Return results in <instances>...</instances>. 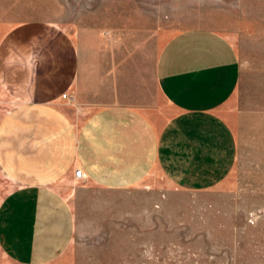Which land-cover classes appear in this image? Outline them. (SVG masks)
<instances>
[{
    "label": "rangeland",
    "instance_id": "1",
    "mask_svg": "<svg viewBox=\"0 0 264 264\" xmlns=\"http://www.w3.org/2000/svg\"><path fill=\"white\" fill-rule=\"evenodd\" d=\"M0 28L2 35L18 34L8 56L16 67L6 75L20 86L13 82L11 90L23 88L24 59L54 63L77 56L75 85L86 104L150 102L168 116L155 67L165 43L188 30L225 37L240 66L224 107L237 142L225 177L194 189L164 179L149 189L51 182L72 209L74 231L67 248L43 264H264V0H0ZM1 94L3 111L10 104ZM10 133L0 127L2 154L15 149L8 146ZM3 166L0 264H16L4 250L18 211L8 209V199L38 181L16 178Z\"/></svg>",
    "mask_w": 264,
    "mask_h": 264
},
{
    "label": "crops",
    "instance_id": "2",
    "mask_svg": "<svg viewBox=\"0 0 264 264\" xmlns=\"http://www.w3.org/2000/svg\"><path fill=\"white\" fill-rule=\"evenodd\" d=\"M17 37L15 29L2 35L0 28V95L10 104L0 110V127L11 132L8 146L15 148L0 153V162L16 178L38 182L18 187L8 199V209L18 211L4 250L16 264L50 262L72 241V209L51 182L149 189L164 179L194 189L222 180L231 168L237 142L224 107L238 86L240 66L222 35L188 30L165 43L155 83L168 116L150 102H80L77 56L54 63L24 59L23 88L11 90L13 82L20 86L6 75V68L16 67L8 56ZM64 93L74 102L62 100ZM76 169L83 180L74 179Z\"/></svg>",
    "mask_w": 264,
    "mask_h": 264
},
{
    "label": "built area",
    "instance_id": "3",
    "mask_svg": "<svg viewBox=\"0 0 264 264\" xmlns=\"http://www.w3.org/2000/svg\"><path fill=\"white\" fill-rule=\"evenodd\" d=\"M61 99L65 100V101H67L69 103L74 102V97L69 95V94H67V93L62 94L61 95ZM73 175H74V179L77 180V181H81V180H83L85 178V175L83 174V172L80 169H76L74 171Z\"/></svg>",
    "mask_w": 264,
    "mask_h": 264
}]
</instances>
